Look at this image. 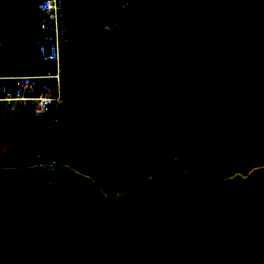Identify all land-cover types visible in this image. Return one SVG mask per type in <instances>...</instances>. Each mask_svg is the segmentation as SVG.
Returning <instances> with one entry per match:
<instances>
[{"label":"trees","instance_id":"obj_1","mask_svg":"<svg viewBox=\"0 0 264 264\" xmlns=\"http://www.w3.org/2000/svg\"><path fill=\"white\" fill-rule=\"evenodd\" d=\"M0 13L1 40L44 37L35 0ZM65 17V104L0 107V264H264V0H66Z\"/></svg>","mask_w":264,"mask_h":264},{"label":"built area","instance_id":"obj_2","mask_svg":"<svg viewBox=\"0 0 264 264\" xmlns=\"http://www.w3.org/2000/svg\"><path fill=\"white\" fill-rule=\"evenodd\" d=\"M9 1V0H4ZM35 11L38 26L45 32L43 39L33 42L39 58L46 64H53L55 72L42 74L3 76L0 75V107L2 118L11 121L15 115L31 108L35 117L44 118L48 112H57L65 104L62 95L63 45L70 39V29L66 22V0H37ZM58 119L55 117L54 122ZM33 167L54 174V182L59 180V169L64 167L45 152L38 154Z\"/></svg>","mask_w":264,"mask_h":264},{"label":"crops","instance_id":"obj_3","mask_svg":"<svg viewBox=\"0 0 264 264\" xmlns=\"http://www.w3.org/2000/svg\"><path fill=\"white\" fill-rule=\"evenodd\" d=\"M37 0H35L36 2ZM13 24H10V36H15ZM8 28L7 23L3 20V13H0V75L17 76L42 74L53 70V64H46L36 54L35 61L31 63L24 54V49L28 44H34L35 41L18 42L16 39L1 40V37ZM41 30V29H40ZM42 31V30H41ZM45 36V32L42 31ZM43 39V38H42ZM41 40V39H40ZM38 41V40H37ZM36 45V44H34ZM37 47V46H36ZM23 51V52H22ZM38 52V49H37Z\"/></svg>","mask_w":264,"mask_h":264},{"label":"rangeland","instance_id":"obj_4","mask_svg":"<svg viewBox=\"0 0 264 264\" xmlns=\"http://www.w3.org/2000/svg\"><path fill=\"white\" fill-rule=\"evenodd\" d=\"M69 5V6H68ZM67 5V9H69L70 10V12H72L73 10H74V7H75V5L74 4H72V3H69ZM102 15H103V12H102ZM91 16H89L88 17V19L90 18ZM72 35H73V33H72ZM78 35H80V34H78ZM91 35L90 34H83V35H81V36H79L77 39H76V43L78 44L79 43V41H80V39H81V41H84L85 43H88V42H90V40H89V37H90ZM53 69H54V67H53Z\"/></svg>","mask_w":264,"mask_h":264}]
</instances>
